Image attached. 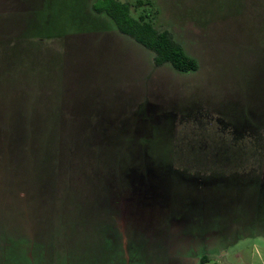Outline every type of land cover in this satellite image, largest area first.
Returning a JSON list of instances; mask_svg holds the SVG:
<instances>
[{
	"label": "rangeland",
	"instance_id": "374dc122",
	"mask_svg": "<svg viewBox=\"0 0 264 264\" xmlns=\"http://www.w3.org/2000/svg\"><path fill=\"white\" fill-rule=\"evenodd\" d=\"M150 1L132 15L155 12L197 70L156 66L91 0H9L0 13V264H264L262 206L221 242L197 212L180 228L126 225L139 256L124 253L123 191L156 205L142 194L157 169L205 171L211 110L254 129L264 175V0Z\"/></svg>",
	"mask_w": 264,
	"mask_h": 264
},
{
	"label": "crops",
	"instance_id": "0c3cea01",
	"mask_svg": "<svg viewBox=\"0 0 264 264\" xmlns=\"http://www.w3.org/2000/svg\"><path fill=\"white\" fill-rule=\"evenodd\" d=\"M96 1L91 0L90 2L92 11H94L93 3ZM14 2L10 1L13 9ZM6 6H10L9 0H0V13L5 12ZM94 13L100 19L111 21L104 12L94 11ZM111 23L109 22L110 27H112ZM113 26L116 34H122L115 24ZM45 29L44 26V31ZM125 36L127 39H132L128 35ZM172 37L174 38L173 35ZM51 40V36H48V42H51ZM175 41L183 48L179 41L176 39ZM134 42L136 41L134 40ZM186 54L192 57L188 53ZM170 113L174 114V118L177 115L176 110L166 112L167 115ZM209 117L212 119L211 123L214 125L218 137L214 141V146L210 143V146L207 143L205 144V147L208 148L205 149V161L211 162L205 171L193 170L191 172L186 169L173 168L169 165L157 169V177L159 176L160 179H158V185L156 182L155 191H146L142 194L146 199L154 196L156 205H153L152 201L145 200L144 205L139 204L137 201L131 203L133 205L130 206L128 200L137 199L140 194L136 191V195L130 190L123 191L125 192V200H127L124 203L125 215L123 218L126 231L125 240L127 241L124 245V253L127 257L130 256V258L136 259L138 255L136 247L139 244L134 242L138 239L136 237L138 234L135 232L133 234L132 232L129 233L133 228L140 232L141 228L138 229L134 225L136 222H145L146 226H151L159 220L163 225L178 227V224L183 222L191 224L193 221L192 219L189 220L190 215L193 216V212H197L193 218L197 219L196 222L205 224L203 233L207 234L209 238L215 236V240L220 242L226 240L229 236L239 238L238 233L241 225L246 228L260 222L258 211L261 206L264 207V175L261 173L258 163L254 166V161L257 160L258 162L259 159V138L254 136L255 131L253 128L238 126L236 122L229 121L228 117L220 110H211ZM170 121L172 122L171 119ZM191 121H195V119ZM247 129H249L250 134L247 141H245L244 133ZM244 142H250L254 148L249 147L248 149V146L245 145L249 143ZM173 159L174 155L172 153L171 156L169 155L168 161ZM213 161L216 163L215 166H212ZM249 161H251V165H247ZM245 162L247 163L245 164ZM172 180L181 182L184 185L186 189L184 194L188 196V192H190L189 198H181L176 194L173 186L170 189L171 187L168 185ZM130 208H135L134 212L132 209L130 211ZM126 225H129L128 232ZM207 236L205 238H208ZM261 238L264 240V237Z\"/></svg>",
	"mask_w": 264,
	"mask_h": 264
},
{
	"label": "trees",
	"instance_id": "16d2710c",
	"mask_svg": "<svg viewBox=\"0 0 264 264\" xmlns=\"http://www.w3.org/2000/svg\"><path fill=\"white\" fill-rule=\"evenodd\" d=\"M152 6L150 0H135L122 2L119 0H97L93 3L95 12H104L115 24L118 31L130 36L137 43L153 53V63L156 66L169 63L175 70L188 72L198 68L197 61L188 56L182 46L175 41L167 30H159L153 23L155 12L133 16L131 9ZM203 261V259L201 260Z\"/></svg>",
	"mask_w": 264,
	"mask_h": 264
},
{
	"label": "flooded vegetation",
	"instance_id": "af4514ba",
	"mask_svg": "<svg viewBox=\"0 0 264 264\" xmlns=\"http://www.w3.org/2000/svg\"><path fill=\"white\" fill-rule=\"evenodd\" d=\"M225 133V132H224Z\"/></svg>",
	"mask_w": 264,
	"mask_h": 264
}]
</instances>
